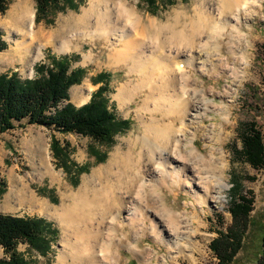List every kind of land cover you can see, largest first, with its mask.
<instances>
[{
	"label": "rangeland",
	"instance_id": "obj_1",
	"mask_svg": "<svg viewBox=\"0 0 264 264\" xmlns=\"http://www.w3.org/2000/svg\"><path fill=\"white\" fill-rule=\"evenodd\" d=\"M90 1L85 0L77 10L68 8L64 11H52L46 18L38 21L35 0H12L8 10L0 14V34L7 42V48L0 51V76L16 73L23 79L38 78L41 76L37 71L39 64L50 66V58L53 56H73L70 70L84 69L83 78L81 82L70 87L69 100L58 104L63 106L70 102L80 107L91 100L100 86H107L104 96L109 99V107L117 118L131 122L130 128L117 133L112 143L97 142L89 136L78 133H62L54 127L31 124L27 119L17 123L15 129L0 133V177L6 185L5 192L0 195V212L45 218L52 222V227L57 233L55 237L51 236V249L45 255L27 244H19V251L26 256L30 264H58V258L65 248L63 243L65 233L61 222L32 204L29 197L45 200L51 207H59L65 195L76 193L83 180L90 178L96 169L108 165L115 153H124L132 149L138 154L140 144L135 138L143 133L144 122L154 113L153 104L146 109L148 106L143 107L142 103L151 85V82H148L151 77L146 74L149 68L153 69L150 63L141 64L142 67L138 64L133 67L131 61L125 59L118 62L114 58L118 51L124 49L126 41L139 39L143 41L145 47L154 43L153 46L157 49L153 59H156L165 51L163 39L170 34H160L155 28L149 30V33H143L142 27L134 20L118 16V10L122 6L120 2L124 7L135 12L140 23L148 25L152 22L155 27L159 24L173 23L180 12L187 11L188 14H193L197 6L213 8L220 2V0H175L174 3H170L169 0H156L155 10L148 7L146 0H111L108 4L112 17L111 25H116L117 29L128 28V36L121 40L113 32L107 33L108 31L102 32L104 29H96L95 24L92 28L91 26H81L82 29L73 27V21L82 15L84 9L89 8ZM259 1L253 3L247 19L242 20L243 33L235 34L232 42L229 43L232 44L234 54L230 52L229 45H226L230 37L225 36L226 38L221 40L222 55L225 57L222 68L207 73L196 70L193 73L191 70L193 76L188 78L189 81L183 83L180 80L174 87L188 88L189 94L197 90L198 100L201 102L204 99L214 100L218 104L209 102L208 115L200 116L199 120L202 121L200 122L203 128L198 131L195 145L205 155H208L210 146H215L217 152L223 151L227 161L225 171L227 187L221 193L212 192V196H218L216 198L218 201H209L205 203L204 208L200 207L201 203L198 205L194 200L191 195L193 189L191 190L189 186L182 185L174 187L173 190H165L162 197L169 207H173L182 216L192 215L196 207L201 212L199 222L189 225L191 229L186 230H190L189 235L181 241L180 251L174 246L176 239L170 234L168 218L161 211L162 200L158 194L151 195L153 208H148L147 216L150 217L146 220L147 225L140 229L138 234L139 248L133 244L130 246L129 243L121 246L118 256L120 264H140L141 258L147 257H153L152 264H217L218 259L210 245L218 237L219 231L227 232L233 225L230 206L235 199L234 194L231 193L234 180L241 186L240 193L254 200L251 212L253 224H250L247 231L245 247L254 246L259 225L264 221V167L255 169L246 162L239 151L243 146V133L250 128L251 123L256 124V129L262 132L264 139V0ZM22 18L25 21H22ZM61 26L67 28L69 35L81 34L74 39L71 48L65 51H60L55 41L46 40L42 36L47 32L62 29ZM96 30L101 33L95 36ZM86 33L90 34L89 37L85 36ZM26 45L30 46L27 57L20 56L19 48H25ZM18 50L19 53L12 54ZM103 73L107 75L103 81H100ZM126 83L137 85V92L121 103L116 98V93ZM212 105L218 109L215 110L216 112L212 110ZM224 106H227L231 112L230 121H224L222 111H219ZM159 112L161 111L157 112L158 115ZM213 122H216V129L225 127L223 140L209 143L205 129ZM192 131V129L188 131L189 135L184 143L192 137ZM54 140L59 141L61 146H67L70 160L80 167H85V171L78 174L75 172L76 169H73L72 173H68L65 168L60 167L54 156ZM98 156L104 160H100ZM133 192L134 190H131L129 195L124 193L126 206L137 198V192ZM125 210L126 208L121 211L117 209L115 213L117 216L124 215ZM157 223L163 227L162 238L158 235L160 228L159 232L152 230ZM120 234L119 230V237ZM170 244L173 247L169 248ZM245 255V251H242L238 257L242 258ZM0 257H5L1 246Z\"/></svg>",
	"mask_w": 264,
	"mask_h": 264
},
{
	"label": "bare ground",
	"instance_id": "obj_2",
	"mask_svg": "<svg viewBox=\"0 0 264 264\" xmlns=\"http://www.w3.org/2000/svg\"><path fill=\"white\" fill-rule=\"evenodd\" d=\"M110 1L91 0L89 8L84 9L79 18L71 20L73 27L92 28L95 24L96 29H104L102 32H113L121 40L126 38L129 34L128 28L117 29L116 25H111L112 17L108 8ZM257 1L220 0L216 7L197 6L193 14H188L187 11L180 12L173 23L159 24L156 27L152 22L148 25L140 23L135 12L120 2L122 6L118 10V16L134 20L142 27L143 33H149V30L155 28L160 34H170L163 39L165 51L156 59H153L157 49L153 46L154 43L145 47L143 41L139 39L126 41L124 49L118 51L114 58L118 62L125 59L131 61L133 67L137 64L142 67L141 64L150 63L153 69L149 68L146 74L151 77L148 81L151 85L142 103L143 107L148 106L146 109L153 104L154 113L149 114V120L144 122L143 133L135 138L140 144L138 154L132 149L124 153H115L108 165L96 169L90 178L83 180L76 193L65 195L59 207H51L45 200L29 197L32 204L37 205L51 217L57 218L63 225L65 248L58 258V264H120L118 256L121 246L129 243L130 246L133 244L139 248L138 234L140 229L147 225L146 220L150 217L147 216L148 208H153L150 196L154 193L162 200L161 211L168 218L170 234L176 239L174 246L177 250H182L181 241L190 231L186 230L191 229L189 225L199 222L201 212L196 207L192 215L182 216L173 207H169L162 197L165 190H173L174 187L182 185L189 186L191 190L193 189L191 195L194 200L198 205L201 203L200 207L204 208L205 203L218 201L216 199L218 196H212V192L221 193L227 187L225 179L227 161L223 151L217 152L215 146H210L208 155H205L195 145L198 131L203 128L200 116L208 115L209 102L214 104V100L204 99L201 102L197 99V90L189 94L188 88L174 87L180 80L183 83L189 81L188 78L193 76L191 70L193 73L195 70L207 73L222 68L225 57L222 55L221 40L225 36L230 37L226 45H229L230 52L234 54L232 44L229 43L235 34L243 33L242 20L247 19L251 6ZM22 21H25L24 18ZM61 27L62 29L58 28L59 30L47 32L42 36L46 40L55 41L58 49L65 51L71 48L74 39L81 34L69 35L67 28ZM94 33L96 36L101 31L96 30ZM88 35L90 34H85ZM19 49L20 56L25 57L30 46L26 45L25 48ZM17 53L19 50L12 54ZM155 74L157 77H153ZM136 92L137 85L124 84L118 89L116 98L123 103ZM214 105L212 110H218ZM158 111H161L160 115L157 114ZM219 111H222L224 121L231 120V112L227 106L220 108ZM206 127L209 143L223 140L225 127L216 129V122L209 128ZM190 129L193 130L192 137L184 143ZM131 190L137 192V198L126 206L124 193L129 195ZM124 208L126 214L117 216L115 211ZM162 228L157 223L152 230L158 231L161 237ZM119 230L121 237L118 236ZM171 247L173 246L170 244L169 248ZM141 260L140 264H152L154 261L153 257Z\"/></svg>",
	"mask_w": 264,
	"mask_h": 264
},
{
	"label": "trees",
	"instance_id": "obj_3",
	"mask_svg": "<svg viewBox=\"0 0 264 264\" xmlns=\"http://www.w3.org/2000/svg\"><path fill=\"white\" fill-rule=\"evenodd\" d=\"M36 20L46 18L52 11H64L68 8L77 10L85 0H35ZM174 3L175 0H169ZM12 0H0V14H4ZM149 8H157L156 0H146ZM154 11V10H149ZM7 48V42L0 34V51ZM73 56L50 58V66H37L40 77L21 78L18 74L0 76V133L16 128L17 123L27 119L31 124H43L54 127L62 133H78L89 136L102 143H112L114 136L130 128L129 120L117 118L109 107V99L104 96L107 86H100L91 100L76 107L67 102L69 89L81 82L84 69L70 70ZM107 73L101 75L103 81ZM99 80V79H98ZM97 80V81H98ZM242 149L239 151L246 162L255 169L264 167V139L262 132L251 123L242 136ZM54 156L60 167L68 173L80 174L85 167L70 160L67 146L59 141L53 142ZM100 160H104L98 156ZM5 182L0 177V195L5 192ZM241 186L235 180L231 191L235 198L230 206L233 225L227 232L219 235L211 243V249L218 259L217 264H264V221L259 225V233L254 246L245 247V239L250 224H253L251 212L253 198L240 193ZM52 222L37 216H20L0 212V246L5 257H0V264H30L26 256L19 251V244H27L42 254L51 249V236H56ZM245 251V257L239 258Z\"/></svg>",
	"mask_w": 264,
	"mask_h": 264
},
{
	"label": "crops",
	"instance_id": "obj_4",
	"mask_svg": "<svg viewBox=\"0 0 264 264\" xmlns=\"http://www.w3.org/2000/svg\"><path fill=\"white\" fill-rule=\"evenodd\" d=\"M126 84H128V83H126ZM126 84H125V85H126ZM123 85H124V84H123Z\"/></svg>",
	"mask_w": 264,
	"mask_h": 264
}]
</instances>
